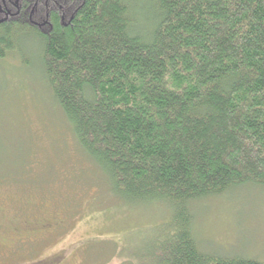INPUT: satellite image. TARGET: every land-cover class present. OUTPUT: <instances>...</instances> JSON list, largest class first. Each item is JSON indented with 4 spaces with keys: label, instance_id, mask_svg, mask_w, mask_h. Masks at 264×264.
<instances>
[{
    "label": "trees",
    "instance_id": "trees-1",
    "mask_svg": "<svg viewBox=\"0 0 264 264\" xmlns=\"http://www.w3.org/2000/svg\"><path fill=\"white\" fill-rule=\"evenodd\" d=\"M27 46L109 193L171 208L129 264H264L200 252L189 211L264 187V0H0V59Z\"/></svg>",
    "mask_w": 264,
    "mask_h": 264
},
{
    "label": "rangeland",
    "instance_id": "rangeland-1",
    "mask_svg": "<svg viewBox=\"0 0 264 264\" xmlns=\"http://www.w3.org/2000/svg\"><path fill=\"white\" fill-rule=\"evenodd\" d=\"M25 48L22 62L0 59V264H129L171 208L109 193L52 99L37 47ZM189 211L200 252L264 263V187L234 186Z\"/></svg>",
    "mask_w": 264,
    "mask_h": 264
}]
</instances>
